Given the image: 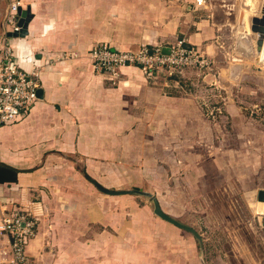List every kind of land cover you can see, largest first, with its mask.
I'll return each mask as SVG.
<instances>
[{
	"label": "crops",
	"instance_id": "obj_1",
	"mask_svg": "<svg viewBox=\"0 0 264 264\" xmlns=\"http://www.w3.org/2000/svg\"><path fill=\"white\" fill-rule=\"evenodd\" d=\"M11 1L0 0V25ZM18 1L31 18L9 44L21 70L39 72L42 94L25 117L0 125V163L17 170L15 182L0 184V216L19 209L37 219L25 251L31 264H201L196 239L155 216L146 199L103 194L85 175L108 190L149 191L176 219L204 178L246 183L254 165L243 151L212 144L215 117L240 122L242 107L227 97L213 115L208 104L218 100L194 68L148 77L131 66L113 80L87 54L102 43L127 51L180 38L212 54L222 26L215 8L225 0ZM8 242L0 235V264Z\"/></svg>",
	"mask_w": 264,
	"mask_h": 264
},
{
	"label": "rangeland",
	"instance_id": "obj_2",
	"mask_svg": "<svg viewBox=\"0 0 264 264\" xmlns=\"http://www.w3.org/2000/svg\"><path fill=\"white\" fill-rule=\"evenodd\" d=\"M246 2L225 0L222 4L227 6L215 8L221 11L216 19L222 26L212 46L214 52L207 55V67L192 69L199 86L209 87L218 100L208 104L209 110L217 111L214 105L227 97L242 107L244 118L240 122L215 117L217 130L212 144L223 151H243L247 164L254 165L246 169V183L230 178L216 186L204 178L201 184L207 186L181 203L175 218L193 227L202 239L212 235V242L205 241L208 264H264V227L256 207L264 192V65L255 60V35L248 23L255 13Z\"/></svg>",
	"mask_w": 264,
	"mask_h": 264
},
{
	"label": "built area",
	"instance_id": "obj_3",
	"mask_svg": "<svg viewBox=\"0 0 264 264\" xmlns=\"http://www.w3.org/2000/svg\"><path fill=\"white\" fill-rule=\"evenodd\" d=\"M203 0H196L202 5ZM18 0L7 4L0 33V125L12 123L26 116L37 100L39 75L21 70L9 44L10 34L19 33ZM87 57L94 69L111 79L119 76L125 67H137L148 77L163 72L181 73L185 68H205L208 57L200 49L187 44L184 38L170 45L140 44L134 50H118L106 43L90 49ZM37 219L25 211L15 209L0 216V235L8 237V260L3 264H31L26 255L28 241L36 235Z\"/></svg>",
	"mask_w": 264,
	"mask_h": 264
},
{
	"label": "water",
	"instance_id": "obj_4",
	"mask_svg": "<svg viewBox=\"0 0 264 264\" xmlns=\"http://www.w3.org/2000/svg\"><path fill=\"white\" fill-rule=\"evenodd\" d=\"M252 16H250L248 23H249V30L251 33L255 35L254 39V49L256 54V63L259 65H264V0H256L255 1V9ZM17 15L19 16L18 25L21 27L19 33L10 34L11 37H22L26 34L27 23L29 22L30 14L29 9L25 8L22 9L19 7L17 9ZM3 20V19H2ZM2 24V22H1ZM1 29V25H0ZM1 31V30H0ZM260 70V69H258ZM42 91L40 89L37 90V98L41 97ZM85 178L101 193L106 195H122V194H129L138 197H142L147 200L148 204L151 205L152 213L157 216L158 218L186 231L187 233L191 234L198 243L199 248V260L201 264H205L203 259V242L202 238L199 233L191 226L182 223L173 217L167 215L160 207L155 195L149 191H142L138 188H132L128 190H108L103 188L99 185L96 181L91 179L90 177L85 175ZM264 202V192H262L259 196L258 202ZM260 224L264 227V212L261 213Z\"/></svg>",
	"mask_w": 264,
	"mask_h": 264
},
{
	"label": "trees",
	"instance_id": "obj_5",
	"mask_svg": "<svg viewBox=\"0 0 264 264\" xmlns=\"http://www.w3.org/2000/svg\"><path fill=\"white\" fill-rule=\"evenodd\" d=\"M17 178V170L0 163V184L15 182Z\"/></svg>",
	"mask_w": 264,
	"mask_h": 264
},
{
	"label": "bare ground",
	"instance_id": "obj_6",
	"mask_svg": "<svg viewBox=\"0 0 264 264\" xmlns=\"http://www.w3.org/2000/svg\"><path fill=\"white\" fill-rule=\"evenodd\" d=\"M256 207H257V212H258V213L261 214V213L264 212V202H262V201L257 202ZM259 208H261V209H259Z\"/></svg>",
	"mask_w": 264,
	"mask_h": 264
}]
</instances>
